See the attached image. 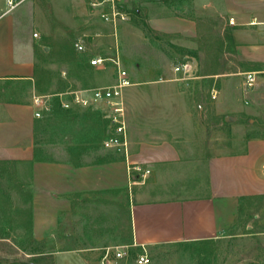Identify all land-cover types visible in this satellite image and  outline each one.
Returning a JSON list of instances; mask_svg holds the SVG:
<instances>
[{"label": "rangeland", "instance_id": "374dc122", "mask_svg": "<svg viewBox=\"0 0 264 264\" xmlns=\"http://www.w3.org/2000/svg\"><path fill=\"white\" fill-rule=\"evenodd\" d=\"M91 1L95 0H28L13 11L17 16L18 47L22 42L28 45L36 59L31 97L34 91L47 96L48 108L41 117L45 144L61 141L70 132L69 112L58 111L77 109L76 105H57V91L94 87L100 80L116 76L111 62L101 70L91 64V56L97 53L113 56L116 44L112 26L101 17L102 8H93ZM165 1L117 0L120 9L129 14L128 20L118 26L119 47L134 81L179 78L182 74L174 67L185 61L192 63L191 77L182 80V88L195 99L194 112L204 131L198 140L186 145L184 158L188 166L174 170L172 182L176 186L198 182L202 190L186 194L200 195L207 189L206 173L201 167L207 156L242 148L247 136L264 137V79L257 78L255 86H246L245 68L232 51L231 30L220 19L204 22L203 31L194 38L155 34L148 23L151 12L181 13L175 0H168L175 4H167L166 9ZM78 38L84 40L87 51L76 49ZM153 86L139 84L138 88ZM197 160L198 168L193 165ZM29 174L28 164L0 163L1 261L99 264L104 247L131 244L130 191L80 196L54 235L33 243ZM162 180L153 188L163 186ZM146 248L145 264H264V195L246 199L236 222L216 238ZM38 249L44 253L29 252ZM142 251V246L130 247V257L122 264H139L137 256Z\"/></svg>", "mask_w": 264, "mask_h": 264}, {"label": "crops", "instance_id": "0c3cea01", "mask_svg": "<svg viewBox=\"0 0 264 264\" xmlns=\"http://www.w3.org/2000/svg\"><path fill=\"white\" fill-rule=\"evenodd\" d=\"M174 2L180 14L148 16L155 34L194 38L204 22L220 19L231 30L232 51L244 71L264 79V0ZM174 2L166 0L163 7ZM7 10L5 0H0V161L29 165L35 239L54 235L76 199L92 193L130 191L131 244L138 247L216 238L236 222L246 199L264 195L263 136H247L242 148L207 156L201 163L207 177L205 194H186L202 190L198 182L173 185L174 170L188 166L186 145L204 131L194 112L195 99L182 88L180 77L133 80L135 84L125 89L129 155L104 145L108 118L97 106L58 111L69 112L70 132L61 141L45 144L44 120L36 116L33 102L37 93L30 94L36 59L28 45L22 42L18 47L17 16ZM97 56L109 55L91 58ZM114 81L100 80L97 85ZM139 84L154 86L139 89ZM193 165L198 168V160ZM159 179L164 185L153 188Z\"/></svg>", "mask_w": 264, "mask_h": 264}, {"label": "built area", "instance_id": "2783aa9c", "mask_svg": "<svg viewBox=\"0 0 264 264\" xmlns=\"http://www.w3.org/2000/svg\"><path fill=\"white\" fill-rule=\"evenodd\" d=\"M28 0H5L8 12H13L19 6ZM90 5L93 8L101 7V17L104 22L110 24L113 28V34L116 38L113 56H97L91 58V64L97 68H103L107 63H113L116 69L115 81L107 85H97L94 87H76L70 88L63 92H58L55 95L61 100L64 107L77 105L80 107L97 106L104 110L107 123V138L104 145L108 148L129 155L130 140L128 136V115L127 103L125 99V89L134 85V81L128 69L124 66L121 50L119 47L118 26L121 22L127 21L129 15L126 11L120 9L117 5V0H95L91 1ZM107 6V9L104 7ZM38 36V34H35ZM75 47L78 51H87V46L83 39L78 38L75 41ZM175 72L181 73V80L191 77L193 65L190 61L178 63L174 67ZM257 83L255 72L246 73V86L253 87ZM67 96V97H66ZM216 97V95H214ZM33 102L36 106V116L40 117L43 110L48 108L47 96L34 94ZM135 244L110 245L104 247V253L99 260V264H122L123 261L130 257V247ZM138 247V246H137ZM144 251L139 252L137 262L145 264L148 262V254L146 246H142Z\"/></svg>", "mask_w": 264, "mask_h": 264}, {"label": "trees", "instance_id": "16d2710c", "mask_svg": "<svg viewBox=\"0 0 264 264\" xmlns=\"http://www.w3.org/2000/svg\"><path fill=\"white\" fill-rule=\"evenodd\" d=\"M62 91H64V90H62ZM58 92H60V91H57V93H58ZM56 99H57V100H56L55 103H56L57 105L62 106L60 98L57 97ZM1 162H2V161H0V163H1ZM33 243H38V240H37V239H34V242H33ZM24 250H27V249H24ZM26 252H28V251H26ZM29 252H30V253H33V254H34V253H35V254H36V253H44V250H42V249L39 250V249H38V250H36V251H29ZM31 262H34V263L38 264L37 262H35V261H33V260H32Z\"/></svg>", "mask_w": 264, "mask_h": 264}, {"label": "water", "instance_id": "95a60500", "mask_svg": "<svg viewBox=\"0 0 264 264\" xmlns=\"http://www.w3.org/2000/svg\"><path fill=\"white\" fill-rule=\"evenodd\" d=\"M49 48L48 47H46V50H48Z\"/></svg>", "mask_w": 264, "mask_h": 264}]
</instances>
